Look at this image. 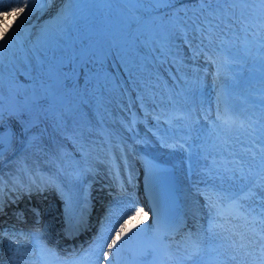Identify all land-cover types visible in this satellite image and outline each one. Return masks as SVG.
<instances>
[{"label": "rangeland", "instance_id": "374dc122", "mask_svg": "<svg viewBox=\"0 0 264 264\" xmlns=\"http://www.w3.org/2000/svg\"><path fill=\"white\" fill-rule=\"evenodd\" d=\"M55 4L58 5V8L55 9V12L53 11L54 13L50 12L46 17L40 15L38 19L33 21L34 24L28 25L25 22L26 25H23L19 29V31L23 30L29 34V38L26 40V47L20 45L17 51H12L9 58L2 63L0 71V100L3 102V109L22 112V114L27 113V119L28 117L30 119L27 123V129L22 134L23 138L21 137L22 142L26 141V148H28L27 150H29L28 153L30 155L36 158L37 155L42 154L44 157L49 152H47V148L43 146V143L47 139L54 142L57 134L64 135L68 141H72L73 139L77 141L79 139L80 142L84 141L85 143L89 138L88 136L95 137L97 140V131L99 129H106L108 125L111 126V129L115 127L116 122H114V118L116 115L114 114L118 113L121 115L116 109L120 105L124 107V112L128 113L126 118L128 122L130 112L128 111V107L126 109L127 103L123 102V93L136 103L137 107L134 105L135 109L137 112L139 110V116L140 112L142 113V119H145L144 117L146 116V119L148 117L154 118L152 116V106L154 104L156 107L163 102L164 105L167 104L166 106L169 104L174 105L178 101V98H185L191 106L196 103L194 95L203 90L201 85L202 78L198 74L203 73L206 76L207 71H211L213 64H209V56L214 55L215 51L218 50L216 45L219 44V40H215L211 44L201 45L199 40L200 32L193 29V22L196 21L197 17L195 11L197 8L196 0H172L170 6L159 9L156 13L152 14V18L147 19L145 24L141 25V28L146 30L151 36L159 34L162 37H166V42L164 40H157V44L160 47L159 52L151 44L148 46V48H151V51L148 48H141L135 44L132 38L135 26L125 14L126 8L130 9L131 6L126 4L124 0H64L63 3L61 0H57ZM60 7H65L63 9L68 10L69 16L71 12L72 16L82 21L81 24L84 26L82 27L81 25L82 32H80V27V30L78 29L80 33L77 32L78 35L73 33L71 38L69 36V39L65 40L69 49L66 47L61 51L58 50L60 52L56 50L47 56L39 55L40 58H38L39 56L34 51L31 52L34 41L46 24H49V27L51 26V29L54 30V20H57V12L61 9ZM183 15H186V17ZM11 17L9 15H0V44L6 45L7 43V45H10L9 42L11 41L7 37H9V33H13L11 32L13 29L18 28L19 23L17 21H14L13 26L10 24ZM253 24L256 25L255 32L257 37L264 35V32H261L258 26V22L253 21ZM19 31L16 32L18 33ZM19 36L18 34L16 37ZM243 43H245L243 36L229 42V47L232 49L231 55H233L232 62L229 63L230 61L225 60L224 65H228V67L224 70L225 66L223 65V68L219 71L220 75H223L224 78L226 77L225 74L231 73V77L226 84L228 88H233L239 79V75L243 73L245 74H243L244 78L251 76V72L256 73L257 70L258 74L255 75L264 74V65L258 59V51L250 50L245 55L240 54V45ZM117 48L122 50L128 59V64L123 68L118 66L117 59L112 55ZM196 50L198 51L196 52ZM225 51L228 52L227 50ZM106 52L108 53L107 56H105ZM77 53H85L87 56H92L94 53L95 57L103 62L104 67L102 71L105 70L104 72L111 78L108 89L104 94L103 103L98 102L91 95L84 96L85 82L82 75L75 79L71 78L68 62L69 58ZM109 64L111 67H109ZM90 66L96 67L95 64H91ZM130 68L132 69L131 72H129ZM204 69H206V72H203ZM3 75H7L10 79L5 81ZM252 75L255 76L254 74ZM259 77L264 76L260 75ZM259 81V85H261L259 88L239 90L236 93L237 98H235V102L230 103V106L249 111L250 113L254 112L258 115L257 119L260 121L264 117V79H259ZM215 82L213 80L206 83V92H210L212 96L215 94ZM81 99H83V104L80 103ZM173 101L175 102L174 104L171 103ZM116 105L117 107L115 108ZM171 105L168 107L170 108ZM90 110L93 111V115L89 114ZM210 116L212 117V115ZM210 116H199L195 120V123L199 124V128L202 125L209 128L210 123H208L207 119ZM12 122H14L15 128L19 129L18 118L17 120L14 118ZM165 124L169 128L164 126L159 128V131L157 130V138L159 136H173L174 133L178 135L187 133L186 126L182 125V128L177 121L175 123L170 122L169 125L168 123ZM97 125H99L98 129L92 132V130L96 129ZM177 141L181 145L184 144L182 138L177 137ZM252 141L254 140L252 139ZM98 143L99 140H94L96 146ZM45 144L47 145V143ZM16 145H19V143H16L13 147ZM40 147L44 149L41 150ZM79 147L80 145L77 142L74 146L75 151L73 150L72 152L77 153L80 150ZM170 147L173 148L172 146ZM95 150L91 149V152L88 150L86 156L93 157ZM67 152H71L70 149H67ZM228 157L232 158V155ZM186 158L187 155L182 158L184 167ZM81 164L83 165V162ZM221 169L218 167L213 171L212 177L214 179L219 180L221 178ZM70 170H73L72 162H70ZM17 183L18 190H24L20 186L21 184ZM238 185L241 186L243 184L240 183ZM260 190L256 185L252 190L257 200ZM53 201L51 200V202ZM253 201L254 199H248L241 201V203L245 205V203ZM49 207L50 205L44 210L49 212ZM106 207H110V204L105 202L103 203V208ZM258 207V209L264 210L260 205ZM132 210L133 207L129 208L130 214ZM6 223L10 224L9 221ZM15 229L12 230L15 231ZM4 231L7 232L8 229L4 227ZM4 238L6 240L11 239V237L0 236V239ZM13 251L0 244V262L17 264V261H11L12 257L16 256L14 255L16 254L15 251Z\"/></svg>", "mask_w": 264, "mask_h": 264}, {"label": "bare ground", "instance_id": "6f19581e", "mask_svg": "<svg viewBox=\"0 0 264 264\" xmlns=\"http://www.w3.org/2000/svg\"><path fill=\"white\" fill-rule=\"evenodd\" d=\"M55 1L57 0H53V2L48 5H39L37 12L33 13L32 16L29 18V20L26 21V23L30 25L33 23L35 19H38L40 15L46 17L50 14V12L53 11L55 12V9L58 8V5L55 4ZM53 4H55L54 7H52ZM12 6H22V5H12ZM2 7L5 10H7L9 4L3 2ZM40 7H43L44 10L39 11ZM126 9L127 10L125 14L126 16L129 17L130 15L129 8ZM26 12L27 10H25V13H20L19 17L16 13L10 15L12 16L11 17L12 20L10 24L13 26V24L16 21L17 23H19L20 18H22L26 14ZM189 13L191 14V12ZM184 17H186V15ZM81 22L82 21L81 20L79 21L78 18H74L73 20H71L70 29L68 31L70 33V36L71 34L73 35V33H76L78 35V33L82 32V27L84 26L81 24ZM56 23H57L56 26L60 24V22H56ZM80 27H81V31L78 32V29L80 30ZM51 28L52 27L51 26L49 27V24H46L45 27L41 29V34L43 36L41 35L39 39H41L42 37L47 38L45 41V45L40 46L35 41L31 52L34 51L35 54L38 56L39 55L47 56L49 54H52V52L56 50L61 51L63 48L67 47L68 44L63 38L69 36H60L56 30H52ZM14 31H17V29H13L11 32ZM18 34L20 36L16 37ZM11 35L12 34L9 33V36ZM17 35L11 40V42H9L10 45H7V43L6 45L0 44L3 45V48L0 49V71H1L2 63L9 58V56L11 55L10 53L12 51L14 50L17 51L20 45L22 47H26V40L27 38H29L28 37L29 34L26 31L20 30L17 33ZM197 51L198 50H196V52ZM40 56L38 58H40ZM218 57H220L222 60L220 64V66L222 67L217 68L216 60ZM229 59H230L229 56L226 58L225 55L219 53L217 54V57L214 59L215 62L213 63V68L211 69V71L210 72L207 71L206 76L203 73L198 74L200 75V78H202L201 85L203 90L201 92H198L197 95H194L196 97L195 98L196 100H194L196 103H194L192 106L189 105V102H187L185 98L184 99L178 98V101H176L174 105L169 104L171 105L170 108L168 107L169 105L168 106H166L167 104L164 105L163 104L164 102L160 103V105H158L157 107L154 104L152 106V111H153L152 116L156 119L151 117L150 118L148 117V119H146L147 117L146 116L144 117L145 119H142L140 121L141 127H139L138 130L139 133L137 135V136L140 135V137L138 138V140H136V138L132 139L129 133V130H131V126L126 121L127 113L124 112L123 109L124 107L120 105V107L116 108L117 105L115 106L118 112L121 113V115H119L118 113L114 114L116 115L114 118V122H116L115 127L120 131L118 133L117 139L122 144V147L124 148L127 156L124 158L121 156L122 148L117 146L116 144L109 143V149L111 153L115 154V158H117L116 161L120 166L119 173H121L123 176L122 182L120 181L122 185V189L127 190L128 192L122 195L121 192L124 190L115 191L117 193L116 196L112 198L110 197V201L108 202L106 201V203L110 204V207L106 209L103 208V203H104L103 201L105 200V197H102L98 202L95 203L100 205L102 209L98 208L96 209V211L92 209L93 207L91 206L94 202L93 198L95 197L94 194L92 195L91 193L93 189V184L104 177L103 173L109 175V173H107L109 166L108 158L105 155H103V151L101 149L96 150V153L93 154L94 156L91 157L90 160L91 167L88 166V168L90 167L88 176L93 177L91 181H89V185H88L90 188L92 187L90 189V192H88L89 189H87L86 187L82 195L77 197L73 191L68 189L69 194H71L72 198L75 199V204H77L78 207L81 205L80 202L83 200V205H82L83 207L81 209V212L79 213V216L87 215L88 217H92L96 219L103 214L102 217H104V221L101 220V222H99V224L100 223L101 224L98 226V230L96 233L97 234L96 240L99 239L100 241L99 245L105 244V242L108 239L107 237L108 233L111 232L112 229L114 228L111 227L110 225L111 220L118 221V223L122 222V220L128 216L127 214L129 212L127 213V211H129L131 205H134L135 208H142V203L140 202V198H138V196H136L134 192L131 194L129 192L132 190V187L134 186L132 182L133 173L136 172L135 170L137 169L135 163H132L133 165L131 164V162H133L135 159L134 157L136 156V153L134 151L136 150L137 153H145L148 156L158 159V161H162L168 163L169 165L175 166V170L177 172L176 179L179 185L178 191L180 192V197H181L180 202H182L181 207L178 209V213L182 214L183 219H181L182 229L180 231L179 239L174 243L178 247L181 246L182 248L180 253L181 255L178 256V258L175 257L174 264H216V262L222 261L228 255L233 254V250L230 247V240L233 239L234 237L231 236V232L245 233L246 230L252 226L251 221L253 220V218H255L257 221L264 219V217L260 216V213L264 212V210L262 211L258 209L259 208L258 206L261 203V198H258V200L255 199L253 202L245 203V205H243L241 209V212L244 215H247V222L244 221L245 219H243L242 217H238V215H235V217H231V213L226 218H222L218 221V223L222 225V228L218 229V231L221 234L217 237L218 242L213 243L210 246V248L200 251L199 254H195V249L192 240L189 239L190 235L193 237V239H195L197 235L200 238H203L205 236L203 230L207 226L210 215L209 209L207 207V198L211 196L212 199L215 200L217 194L225 197L226 194L228 195L229 190L233 189L234 185H238L241 183V181L239 179H236L235 177H233L232 181L223 178H220L219 180L214 179L212 177L213 171H215V169H217L218 167L222 168V165L227 164L230 158L228 156H231L233 152L241 151L240 147L242 144H254L255 148L257 149L261 147L258 136L256 137L255 141L251 142V140L253 139L251 135L252 126L259 122V120L257 119L258 115L255 114L254 112L250 113L249 111H244L242 109L231 107L230 103L232 104L235 98H237L236 93L239 90H247L249 88H259L261 86L259 85L260 82L259 79L260 80L262 78L264 79V77H259V76L260 75L264 76V74L255 75L258 74L257 73L258 70H257L256 73L251 72L255 76L251 74V76L249 77L245 76L246 78H244L243 76L244 73H243L239 75V79L237 83L236 84L234 83L235 86L233 88H228L226 84L229 81V78L231 77L230 76L231 73L225 74L226 77L224 78L223 75L222 76L220 75L219 71L223 68L224 61L225 60L229 61ZM95 66H96L95 68L101 70L99 69V65L95 64ZM236 66L238 65L236 64ZM246 67L248 66L246 65ZM204 71L206 72V69H204L203 72ZM252 77H258V78L254 79ZM3 78L5 81H8V79H10L7 75L5 76L3 75ZM213 80L216 81L215 82L216 89H215V94L212 96L210 95V92L208 93L206 92V83ZM225 112L226 114L229 113V115L232 114V117H234L233 121L230 123L231 124L230 130L226 126H224L225 124L223 123L217 125V127L214 128L212 125H216V124H213V121L210 122L209 128L205 125H202L203 123L200 124L202 126H200L199 128V124L195 123V120L198 119L199 116L212 115L213 118L220 119L221 117L226 115ZM92 113L93 111L90 110L89 114L93 115L94 113L93 114ZM19 116L21 118H24V116L27 115L19 113ZM116 117H118L117 120ZM4 119H8V124L12 125L13 118L11 116L9 115L8 117L4 116ZM175 121L179 122L181 127L182 125L186 126L185 128L187 133L184 132L185 133L184 135H178L177 133H174L173 136L170 135L168 137L159 136L157 138L159 128H161L162 126L169 128L165 123H168L169 125L170 122L175 123ZM195 124L198 126H196ZM108 129L110 130L111 128L108 127L107 130ZM16 133L17 135L15 139L9 145L8 152L10 150L15 151L16 146L15 147L13 146L16 143H20L19 137L21 134H19L20 132L18 131H16ZM105 133H106L105 130L102 129L101 132L99 133L100 138H104V136L106 135ZM56 136L57 138H55L54 142H51L50 139H47L49 141L46 140V142L43 143V146H46V148H48L49 153H51L52 157H54V160L51 162L53 167L56 168L58 167L60 173L67 174L68 171L69 173H71L73 171L69 170L70 169L69 166H70V161H72L71 159H73V156L71 155V152L66 153V150L70 149V151H73L74 146L77 142L78 145L87 148V150H90L92 148V143L94 141V138L88 136L89 137V138L87 137L88 140H86L84 143V141L83 142L78 141L79 139L77 141L75 139H73L72 141H68L67 137H65L64 135L61 136V134H57ZM106 136L105 138H107V140L108 139L111 140L113 138L112 136L109 135L107 137ZM177 137L182 138V140H184V145H181L179 141H177ZM133 141H135L136 143H140L141 146L136 148V145H132ZM45 143H47V145ZM238 144H240V146H238ZM170 146H172L173 148H171ZM185 155H187V159L191 163L190 167L186 161H185L186 162L185 167L183 166L182 158ZM19 158L20 155H18L16 158L17 159L15 163V165H17L16 169L15 170L12 169V171H9L6 174V180H7L6 183L4 181H0V204H3L4 206V211L2 214H0V222L9 221L10 224L17 225L16 228L27 227L30 228V230H34L36 225H39L40 222L38 224L35 221L28 220V216H29L28 210L30 205L34 203H36V206L38 207L39 205H43V206L45 205V207L43 208L45 209L47 206L52 204L49 201V198L56 199L58 202L60 199H62L63 195L60 194L59 188H56V185H53L51 177L52 176H54L55 178L58 177V174L56 175L54 174L53 169H50L47 175L46 174L42 175L41 172L39 171L37 172V174H35L34 178L31 174L27 175L25 178L24 175H22L23 169L21 168V166H19L20 164ZM3 163L4 162L2 161V164ZM111 163H114V161L111 160L110 164ZM129 164L130 167L128 166ZM45 165L47 166V164H42V166ZM114 180L115 179L111 177L110 181L112 183ZM124 180L125 181L128 180L127 182V184H129L128 186L123 183ZM68 181H69V177L67 178V180L61 183H64L68 186ZM17 182L21 184L20 186H22L24 190L22 191L18 190ZM243 186L244 185H241V187ZM221 187L224 189L223 192L220 191ZM254 187L255 185H253L252 190ZM120 194L121 196H119ZM66 200L67 198H65L64 203H66ZM14 201L15 204L13 205ZM23 205H26L28 210H26V207H23ZM223 206L224 204H221V207ZM82 212H84V214ZM19 217L22 218V221L20 219L18 220ZM187 219H188L187 225L188 227L189 226L191 227L189 228V230L186 229L187 226H185L186 224L185 222ZM256 227L259 228L260 225L257 224ZM19 232L21 233L23 231L19 230ZM36 236H38V234H32L29 240L24 237L25 238L24 241L23 240L18 241L16 237H11V239H7V240L6 238H4V239H0V244L5 248L18 252V254L28 253V252L31 253L32 249H38V251H40V249L37 248V243L34 241ZM52 238L58 241L55 237ZM82 239L83 238L77 241H81ZM87 251L88 250H82V252L79 251L77 254L72 256L70 260H76L79 262V264H104V261L102 259H99L100 257L99 252L94 251L93 253L86 256L84 255V253H86ZM248 251H251V249H248ZM168 255H169L168 258L173 257L174 254L172 248L169 250ZM255 255L258 256V253H255ZM247 257L248 255H245L244 252L242 251L237 256V260L240 262V264H250L247 263L246 261V259H248ZM40 261L44 263H51V261H49L44 256H41Z\"/></svg>", "mask_w": 264, "mask_h": 264}, {"label": "snow or ice", "instance_id": "6c2138e0", "mask_svg": "<svg viewBox=\"0 0 264 264\" xmlns=\"http://www.w3.org/2000/svg\"><path fill=\"white\" fill-rule=\"evenodd\" d=\"M52 2L53 0H8L9 7L5 10L2 7L3 0H0V15L10 16L16 13L19 17L20 13H25V10H27L26 14L20 18L17 28V31H19L32 14L37 12L39 5H48ZM61 2L63 3L64 0H61ZM124 2L131 6L129 18L135 26V32L132 37L135 44L141 48H148L149 44H151L159 52L160 47L157 44V40L166 42V37H162L159 34L151 36L146 30L141 28V25H144L147 19L152 18V14L159 9L170 6L172 0H124ZM196 3L197 19L193 22V29L200 32L199 40L202 46L219 40V44L216 45L217 49L223 48L231 55L232 49L229 47V42L243 36L245 43L240 45V54L245 55L250 50L258 51V59L264 65V35L257 37L255 32L256 25L253 24V21L258 22L261 32H264V0H196ZM43 10V7L39 8V11ZM57 19L61 22L60 31H63V24L69 20L68 10L63 8L58 10ZM16 34V31H14L8 37V40L11 41ZM2 48L3 45H0V49ZM148 50L151 51V48H148ZM107 55L108 53L106 52L105 56ZM112 55L117 59L118 66L123 68L128 64L127 56L119 48ZM91 64H99V69L101 70L91 67ZM103 67V62L96 58L94 53L92 56H87L85 53H77L70 57L68 62L71 78L75 79L80 75L84 78V96L92 95L100 103H103L104 94L111 82V78L107 73L102 71ZM109 67H111L110 64ZM131 71L132 69L130 68L129 72ZM80 103L83 104V99H81ZM9 115L15 117L19 113L10 111ZM26 127L27 125L25 124L19 125L21 135ZM0 128L3 129L0 131V148H2L6 141L10 144L17 135L13 131L11 124L4 121L2 100H0ZM251 135L254 141L257 136L259 137L261 147L257 149L254 144H242L241 151L233 152L232 158L229 159L227 164L222 165L220 172L221 178L232 181L233 177H235L244 186L234 185L233 189L229 190L230 194L227 197L217 194L215 200L211 196L207 198V207L210 215L207 226L203 230L205 236L200 238L197 235L195 239L191 235L189 236V239L192 240L195 254H199L200 251L206 250L213 243L218 242L217 237L221 234L218 229L222 228L218 221L226 218L232 211H235L238 217H242L247 222V215L241 212L243 207L241 201L257 199L252 192L253 185L261 189L259 193V198H261L260 207L264 209V117L252 126ZM245 177L248 180L247 184H244ZM257 181H259V184H257ZM220 191L223 192L224 189L221 187ZM221 204H224V206L221 207ZM3 211L4 206L0 204V214ZM260 216L264 217V212H261ZM147 217L148 213L143 208H134L131 214L112 230L114 234L109 237L111 242L99 246L107 249L99 259H102L104 264H116V257L120 251L137 235V233H133V229L137 228L138 224L143 223ZM257 224L260 225L259 228L256 227ZM251 225L245 233L231 232V236L234 237L230 240L233 254L228 255L222 261L216 262V264H240L237 256L242 251L245 255L252 257L254 264L255 262L264 264V219L257 221L253 218ZM148 227L151 228L152 226L149 225ZM140 231L143 232L145 229H140ZM130 233L132 235H129ZM248 249H251V251H248ZM45 251L55 255L51 249L45 248ZM94 251L95 248L90 246L84 255L87 256ZM156 251L155 248H146L141 253L143 264H155L154 253ZM255 253H258V256ZM109 257H112L111 261ZM61 264H79V262L66 260L62 261Z\"/></svg>", "mask_w": 264, "mask_h": 264}, {"label": "water", "instance_id": "95a60500", "mask_svg": "<svg viewBox=\"0 0 264 264\" xmlns=\"http://www.w3.org/2000/svg\"><path fill=\"white\" fill-rule=\"evenodd\" d=\"M9 145V143L6 141L5 144L3 145L2 148H0V155L4 154L5 151L7 150V146Z\"/></svg>", "mask_w": 264, "mask_h": 264}]
</instances>
